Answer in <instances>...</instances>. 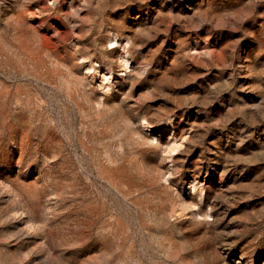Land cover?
Segmentation results:
<instances>
[{
	"label": "rangeland",
	"instance_id": "374dc122",
	"mask_svg": "<svg viewBox=\"0 0 264 264\" xmlns=\"http://www.w3.org/2000/svg\"><path fill=\"white\" fill-rule=\"evenodd\" d=\"M0 264H264V0H0Z\"/></svg>",
	"mask_w": 264,
	"mask_h": 264
}]
</instances>
